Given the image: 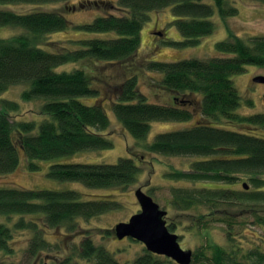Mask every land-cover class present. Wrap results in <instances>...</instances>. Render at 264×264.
I'll return each instance as SVG.
<instances>
[{
	"label": "trees",
	"instance_id": "1",
	"mask_svg": "<svg viewBox=\"0 0 264 264\" xmlns=\"http://www.w3.org/2000/svg\"><path fill=\"white\" fill-rule=\"evenodd\" d=\"M55 1L70 0H0V27L11 25L27 31L0 38V175L17 168L21 152L26 155L28 167L37 171L42 167L41 160L114 146L108 132L110 116L86 68L59 67L92 57L119 61L134 59L149 12L168 5L173 6L177 16L175 23L184 37L177 43L184 45H195L202 36L214 31L211 16L216 10L223 18L238 12L234 0L98 1L95 7L104 13L76 27L113 34L77 39L74 48L53 40L51 46L55 49L52 50L41 45H47L45 38L49 33L72 25L66 12L53 9L19 13L4 8L12 3ZM75 6L79 7L71 3L65 7L73 12ZM216 50L218 54L208 58L145 60L144 68L160 73V86L172 94V101L165 103L151 102L140 91L138 74L143 64L139 66L133 61L129 76L116 87L109 106L136 139L147 137L152 121H187L194 118L197 110L199 118L191 126L160 132L152 142L144 145L154 154L194 158L188 169L168 170L166 178L190 182L209 180L220 184L212 187L173 185L170 188V201L175 209L196 211L194 224L206 232L211 223H223L230 239V244L210 242L193 249L192 264H264V252L255 247L244 249L233 236L240 224L245 225V221L238 220L240 211H251L257 223L264 222L255 207L264 204V134L254 132L264 126V113L237 112L242 97L233 80V75L244 72L247 65L264 67V35L244 38L230 33L216 43ZM19 83L29 85L22 93L26 99L52 97L43 103L41 110L45 117L41 122L13 119L11 112L18 111L20 103L2 97V93ZM81 96H93L96 102L86 103ZM248 101L253 104L252 100ZM189 103L193 105L192 110L186 107ZM224 121L247 129L225 128L221 124ZM139 164L134 155L120 157L115 163L54 162L47 174L53 179L79 181L87 187L126 186L137 180L143 169ZM241 179L242 188L234 187ZM118 206L120 203L115 198L85 199L83 192L75 188L2 185L0 216L6 217V221H0V264H22L15 259L17 249L13 245L16 233L22 230L31 234L23 249L27 258L34 259L45 250L55 249L59 251L55 255L60 258L55 264H128L104 245L96 243L94 231L82 225V220H90ZM203 208L205 211H201ZM236 208L239 210L235 211ZM167 224L174 232L175 225ZM52 228H61L71 236L82 238L79 242L76 239L68 241L66 247L60 240L50 243L46 232ZM105 231L112 232L107 228ZM145 251L133 264H178L147 248Z\"/></svg>",
	"mask_w": 264,
	"mask_h": 264
},
{
	"label": "rangeland",
	"instance_id": "2",
	"mask_svg": "<svg viewBox=\"0 0 264 264\" xmlns=\"http://www.w3.org/2000/svg\"><path fill=\"white\" fill-rule=\"evenodd\" d=\"M98 1L102 3L119 2V0H70L69 2L12 3L4 5L6 6L4 8L19 13L53 9L66 12L65 15L72 22V25L67 29L49 33L45 38L47 45H41L46 49L54 50L55 48L51 46L53 45L51 43L53 40L63 43L68 48H74L77 45V42H75L77 39L113 34V32H88L76 27V24L92 21L96 16L104 13L103 10L95 7ZM233 2L238 8L237 14L223 18L216 10L211 16V20L215 24L214 31L211 34L202 36L200 41L195 45L177 43L183 40L184 37L175 23L177 16L173 12V6L168 5L160 10L149 12V17L144 21L141 31L139 52L134 59L119 61L92 57L78 63H66L59 67V69L70 70L78 65L86 68L90 78L94 82L92 86H97L100 90L99 100L103 103V106L110 116L111 127L108 132L109 137L114 142V146L107 149H85L72 155L41 160L42 167L37 171L31 170L28 167L26 155L24 152H21V161L17 168L0 175V186L9 185L22 188L57 189L75 188L83 192L85 199H102L108 197L117 199L120 203L118 208L111 209L90 220H82V225L94 231L93 237L96 243L104 245L110 251L114 252L120 261L128 264H133V261L138 256L144 254L146 252V246L143 242L136 241L130 237L119 239L114 232V228L117 223L128 221L133 214L140 211L141 205L135 195V191L138 188H142L146 193L150 192L153 194L152 196L156 202L168 211L166 216L167 223L175 225L174 233L181 235L179 241L183 248L196 250L203 244L210 242L230 244V239L225 231L224 225H222L223 223H211L209 231L206 232L194 224L195 218L193 215L196 211H179L171 205L170 201V188L173 185H206L212 187L219 186L220 184L209 180L190 182L175 181L166 178L165 172L174 169H188L194 158L190 156L158 155L144 148V145L152 142L160 132L183 129L191 126L199 118L197 110L195 114L193 113L194 118L192 117L187 121H152L151 130L147 137L145 139H136L124 128L122 122L118 119L114 110H112L111 105L109 106V102L113 97V93L116 91V87H119L129 76V72L133 67V61H136V64L139 66L143 64V67L140 66L141 69L138 74L139 89L147 95L148 100L160 103L171 102L172 94L159 84L161 74L144 68L146 59L147 61H175L189 57L208 58L218 54L216 43L219 40L226 39L230 33L240 35L244 38H249L253 35H264V2L255 0H234ZM68 3L79 7L75 6L74 11L69 12L65 7ZM23 32L27 31L22 27L11 25L2 26L0 27V38H10ZM258 75H264V67L247 65L244 72L233 75L235 85L242 97V104L237 109V112L242 114L264 113V83L254 81V78ZM28 87L29 85L25 83L13 84L3 91L2 97L17 100L20 103L19 110L11 112L13 119L24 118L26 120L33 119L41 122L45 117L41 110L43 103L52 97L26 99L22 93ZM188 98H191V95ZM80 99L89 104L96 102V98L93 96H81ZM248 100H252L253 104L251 105ZM191 104L189 103L186 107L192 110L193 105ZM221 124L225 128L230 129H247L244 128L245 126L239 127L237 124H232L227 121ZM254 132L264 134V126L256 128ZM133 155L138 161V164L140 163L142 165L143 169L138 173L137 180L126 186L87 187L79 181L53 179L47 174L50 165L54 162L115 163L120 157ZM244 180L248 184V180ZM242 186L243 179L236 181L234 185V187L239 189ZM255 207L262 220H264V204ZM230 209L234 208L231 207ZM236 209L235 211L239 210V208ZM201 211H205V209L203 208ZM239 213L240 217H238V220L245 221V225L240 224L236 230V234H233V236L239 239L238 242L244 249L255 247L264 252V222L257 223L251 211H240ZM0 221H6V217L0 216ZM106 228L112 230V232L107 234L105 231ZM30 235V233L24 230L16 233V238L13 241V245L17 249L16 261L19 263L22 262V264L57 263V259L60 258L55 253L58 254L59 251L55 249L50 251L45 250L34 259L27 258L23 255V249L26 247V242ZM46 238L50 243H56L57 240H60L61 245L66 247L69 245L67 244L68 241H74L76 239L79 242L82 237L71 236L61 228H52L46 232ZM69 249L70 247L68 246L67 250ZM61 253L63 255L64 252Z\"/></svg>",
	"mask_w": 264,
	"mask_h": 264
},
{
	"label": "water",
	"instance_id": "3",
	"mask_svg": "<svg viewBox=\"0 0 264 264\" xmlns=\"http://www.w3.org/2000/svg\"><path fill=\"white\" fill-rule=\"evenodd\" d=\"M254 81L264 83V75L256 76ZM135 195L141 209L128 221H121L115 225L116 236L119 239L130 237L143 242L149 251L165 255L178 264H192L194 252L192 249L183 248L179 235L170 231L166 220L168 211L142 188H138Z\"/></svg>",
	"mask_w": 264,
	"mask_h": 264
}]
</instances>
